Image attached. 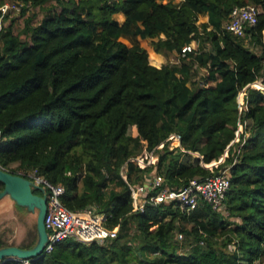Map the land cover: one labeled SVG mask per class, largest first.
<instances>
[{
    "label": "trees",
    "instance_id": "1",
    "mask_svg": "<svg viewBox=\"0 0 264 264\" xmlns=\"http://www.w3.org/2000/svg\"><path fill=\"white\" fill-rule=\"evenodd\" d=\"M5 2L23 6L19 25L0 11V166L37 170L64 187L67 209L116 230L103 242L65 240L31 264H264V89L253 86L264 84V0ZM246 5L259 8L257 22L238 36L225 24ZM131 36L176 61L150 64ZM221 171L218 210L201 199L190 211L177 201L134 210L130 186L160 175L154 195ZM36 239L35 224L18 246Z\"/></svg>",
    "mask_w": 264,
    "mask_h": 264
},
{
    "label": "built area",
    "instance_id": "2",
    "mask_svg": "<svg viewBox=\"0 0 264 264\" xmlns=\"http://www.w3.org/2000/svg\"><path fill=\"white\" fill-rule=\"evenodd\" d=\"M22 6V3L5 2L0 4V11L2 15H5L20 11ZM258 13L259 8L254 5L234 7L229 14L225 29L235 35L242 36L247 26L256 24ZM193 48L192 44L185 45L181 53L184 54ZM1 141L0 130V143ZM19 175L24 176V174ZM24 177L28 178L40 191L43 189L40 195L46 197L44 225L47 231V241L42 254L38 257L50 254L58 244L65 240L91 243L93 241L103 242L116 236V230L104 226L103 215L94 214L88 209L82 211L67 209L61 202V196L64 194V187L61 184L50 183L35 169ZM162 181V177L156 175L149 178L144 184L130 186L135 211H142L147 201L156 204L163 201H177L182 208L190 211L196 208L200 199L210 204L214 210H218L222 207L225 192L229 187V178L226 171H221L202 180L192 179L179 190L162 187L156 194H150V191L160 187ZM38 257L25 260L12 258L11 261L31 264L32 260ZM4 262L0 261V264Z\"/></svg>",
    "mask_w": 264,
    "mask_h": 264
},
{
    "label": "rangeland",
    "instance_id": "3",
    "mask_svg": "<svg viewBox=\"0 0 264 264\" xmlns=\"http://www.w3.org/2000/svg\"><path fill=\"white\" fill-rule=\"evenodd\" d=\"M159 1H169V0H159ZM174 2H178L179 0H172ZM36 13L37 18H41L44 14L43 10H40L38 8L31 9L27 14ZM10 17L16 18V23L19 25L21 24L22 17L18 16L19 11L11 12ZM113 18L117 20L119 23H121L124 20L123 14H115L113 15ZM203 21H206V17L199 15L197 19V24H201ZM263 34V40H264V31ZM153 39H141L139 36H131L126 40L127 42L137 43L142 48H144L148 53L149 62L152 65H155V60H152L151 57L154 55L155 57L158 55L152 48L151 42ZM192 45L195 47V43H192ZM176 61L175 56H171L169 58L162 55L161 63H157L156 65L159 67L162 64L166 63H174ZM154 62V63H153ZM203 75V70H200L198 72V78ZM260 86L262 85L261 81H258ZM253 85V84H252ZM256 88L264 89L261 86L253 85ZM244 97L245 92L244 90L240 91L237 96V103L239 105V108L241 109L244 106ZM242 129V127L239 125L238 130L236 132V138L235 140H238V132ZM170 147H174L171 141V136L169 137ZM162 144L159 146L161 147ZM227 156V151H225L223 155V159ZM157 157L155 155H150L149 162H155ZM223 159H219L217 163ZM216 163V164H217ZM141 165H144L142 161H140ZM214 164V165H216ZM35 190V189H34ZM36 193H40L39 191L35 190ZM36 222V214L31 213L26 209L19 210L15 207L14 202L10 201L8 198H3L0 200V237L6 240L8 243H12L14 245H21L23 243H27L29 241V235L34 233V225Z\"/></svg>",
    "mask_w": 264,
    "mask_h": 264
},
{
    "label": "water",
    "instance_id": "4",
    "mask_svg": "<svg viewBox=\"0 0 264 264\" xmlns=\"http://www.w3.org/2000/svg\"><path fill=\"white\" fill-rule=\"evenodd\" d=\"M220 162L221 160L218 163ZM0 181L4 184L3 189L0 191V200L9 197L17 206L35 213L37 234L36 242L31 248L25 249L17 245L0 247V261L7 262L11 261L12 258L25 260L38 257L42 254L47 241V231L44 225L46 197L34 192L36 187L28 178L9 172L1 166Z\"/></svg>",
    "mask_w": 264,
    "mask_h": 264
},
{
    "label": "crops",
    "instance_id": "5",
    "mask_svg": "<svg viewBox=\"0 0 264 264\" xmlns=\"http://www.w3.org/2000/svg\"><path fill=\"white\" fill-rule=\"evenodd\" d=\"M158 54V53H157ZM161 58H162V55L161 54H158L156 57H155V61L157 62V63H161ZM155 66H157V65H155ZM158 67V66H157ZM178 139H179V137H178ZM175 147V146H174ZM150 163H153V162H150ZM5 198H8V199H10L9 197H5ZM10 201L12 202V200L10 199ZM18 246V245H17Z\"/></svg>",
    "mask_w": 264,
    "mask_h": 264
}]
</instances>
